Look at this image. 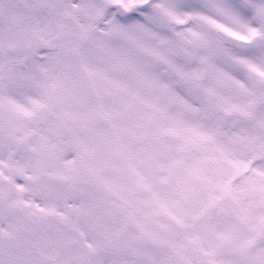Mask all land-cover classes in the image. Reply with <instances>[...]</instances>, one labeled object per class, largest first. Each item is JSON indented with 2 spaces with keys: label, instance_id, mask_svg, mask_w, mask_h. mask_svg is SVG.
Masks as SVG:
<instances>
[{
  "label": "snow or ice",
  "instance_id": "snow-or-ice-1",
  "mask_svg": "<svg viewBox=\"0 0 264 264\" xmlns=\"http://www.w3.org/2000/svg\"><path fill=\"white\" fill-rule=\"evenodd\" d=\"M0 264H264V0H0Z\"/></svg>",
  "mask_w": 264,
  "mask_h": 264
}]
</instances>
